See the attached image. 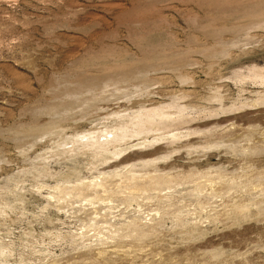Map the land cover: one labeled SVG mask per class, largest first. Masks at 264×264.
Here are the masks:
<instances>
[{"label": "rangeland", "instance_id": "1", "mask_svg": "<svg viewBox=\"0 0 264 264\" xmlns=\"http://www.w3.org/2000/svg\"><path fill=\"white\" fill-rule=\"evenodd\" d=\"M0 264H264V0H0Z\"/></svg>", "mask_w": 264, "mask_h": 264}, {"label": "bare ground", "instance_id": "2", "mask_svg": "<svg viewBox=\"0 0 264 264\" xmlns=\"http://www.w3.org/2000/svg\"><path fill=\"white\" fill-rule=\"evenodd\" d=\"M96 139H97L96 142L98 143L100 138L96 137ZM86 141H87V142H91V141H88V140H86ZM86 141H85V142H86ZM100 141H101V140H100ZM82 142H83V146H86V145H87L86 143H84V141H82ZM93 142H94V141H93ZM102 143H103V141H102ZM89 144H92V142L89 143Z\"/></svg>", "mask_w": 264, "mask_h": 264}]
</instances>
